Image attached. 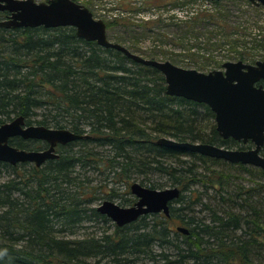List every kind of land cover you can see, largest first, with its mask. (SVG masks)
Masks as SVG:
<instances>
[{
	"label": "trees",
	"instance_id": "obj_1",
	"mask_svg": "<svg viewBox=\"0 0 264 264\" xmlns=\"http://www.w3.org/2000/svg\"><path fill=\"white\" fill-rule=\"evenodd\" d=\"M177 2L192 12L189 22L212 19L222 0ZM123 9L114 18V9L100 8L110 18L108 38L138 53L130 26L146 10ZM8 14L0 11V20ZM166 15L165 21L184 22L174 6ZM117 26L129 32L131 43L113 39L109 28ZM238 41L222 46L241 47ZM157 48L147 56L157 59ZM238 52L256 61L244 48ZM161 55L170 58L164 51ZM20 115L27 124L88 136L57 145L59 157L40 166L0 160V264H136L140 259L149 261L145 264H264V169L158 139L244 149L253 143L221 136L210 106L168 94L158 68L80 37L74 26L0 25V124ZM10 142L26 149L48 146L21 136ZM135 181L179 187L170 214L148 213L118 225L98 210L95 203L106 191L112 192L109 199L119 196L116 186L126 185L125 194L132 193ZM122 198L118 203L123 206L136 201L134 194Z\"/></svg>",
	"mask_w": 264,
	"mask_h": 264
},
{
	"label": "water",
	"instance_id": "obj_2",
	"mask_svg": "<svg viewBox=\"0 0 264 264\" xmlns=\"http://www.w3.org/2000/svg\"><path fill=\"white\" fill-rule=\"evenodd\" d=\"M262 4L264 0H249ZM0 11H8L0 25L21 26H74L77 34L87 40H95L104 47H113L131 59L158 68L165 76L167 93L204 102L215 112L217 130L224 138L233 137L244 143L253 142L251 148H229L208 142L178 141L161 137L158 143L201 154L223 158L230 162L252 164L264 169V86L257 83L264 79V60L254 63L226 61L221 69L208 72L177 65L171 60L147 58L131 51L125 45L108 38L107 23L96 18L86 5L76 0H0ZM21 136L25 139L44 140L48 146L41 149L20 148L10 139ZM69 128L48 127L43 124H27L23 115L0 124V160L17 164L31 161L37 166L49 158L59 157L57 145L86 137ZM137 200L123 206L106 199L98 210L116 224L124 225L137 220L141 215L163 211L170 214V203L179 197L180 188L169 186L153 188L135 181L130 186ZM178 229L188 233L185 226Z\"/></svg>",
	"mask_w": 264,
	"mask_h": 264
},
{
	"label": "rangeland",
	"instance_id": "obj_3",
	"mask_svg": "<svg viewBox=\"0 0 264 264\" xmlns=\"http://www.w3.org/2000/svg\"><path fill=\"white\" fill-rule=\"evenodd\" d=\"M78 2L86 6L88 5L86 4V0H78ZM133 2L136 4H133ZM193 3L195 4V2ZM132 5L141 6L146 10L144 11V15L134 19L132 18L135 24L130 26L132 38H134V41H138V54L144 57L149 58L147 56L149 50L157 46L158 48L156 50L160 53V55L157 56L158 60L170 59L177 65L195 68L205 72L221 69L222 64L226 61L243 60L244 62L254 63L255 61L250 59L240 58L238 51L242 50V48H244L247 53H253L256 60H264V8L256 7L258 5L252 2L247 3L246 0H222L221 4L218 6L220 9L219 12L224 15L223 17L220 18V13L215 11L216 14L212 16V19L198 18L197 21L194 19L195 21L191 20L189 22L188 17L192 12H188L186 10L187 7H180L177 0H143V2L141 0L139 3L136 0H94L93 3L87 7L90 8L96 18L103 19L106 22L108 18L100 13V8L109 7L110 9H114L111 14L115 18L116 15L119 16V11L122 12L124 10L123 7ZM172 6L175 8L177 17L184 19V22L176 24L170 22V20L165 21L167 16L166 10ZM196 6L198 7L201 5L196 2ZM202 6L210 8L213 12L216 10V8H212L207 4H202ZM159 12H163L164 14H159L157 16L156 13ZM147 20H150V22L146 23ZM109 33L112 34L113 39L121 37L126 40L127 38L126 43H131L129 32L122 27H111L109 28ZM254 34L257 35V40ZM259 35L261 36L258 37ZM237 39H239L238 43L243 42V44L239 43L241 47L234 45L229 47L222 46L224 42L228 41L231 44L237 43ZM123 45L127 46L126 44ZM254 45L257 47H250ZM163 51L166 52L170 58L161 55ZM115 188L119 191V196L110 199L117 203L123 201L122 197L133 196L132 193H128L129 195L127 193L125 194V192L129 191L125 189L126 185L116 186ZM106 192V196L98 200L95 205L98 206L104 200L109 199V195H111L112 192L111 190ZM89 223L91 224L93 222ZM173 226L176 228V223H174ZM93 229V225H90L89 230ZM84 230L81 229L80 232H84ZM146 262L149 261L140 259L137 260L136 264H145Z\"/></svg>",
	"mask_w": 264,
	"mask_h": 264
},
{
	"label": "flooded vegetation",
	"instance_id": "obj_4",
	"mask_svg": "<svg viewBox=\"0 0 264 264\" xmlns=\"http://www.w3.org/2000/svg\"><path fill=\"white\" fill-rule=\"evenodd\" d=\"M260 84H262L263 86H264V79H261L258 83H257V85H260ZM239 141V140H238ZM249 142V141H248ZM248 142H246V143H248ZM252 142V141H251ZM253 143V142H252ZM254 145V144H253ZM253 147V146H252ZM136 200H137V198H136ZM135 203V202H134ZM133 203V204H134Z\"/></svg>",
	"mask_w": 264,
	"mask_h": 264
},
{
	"label": "bare ground",
	"instance_id": "obj_5",
	"mask_svg": "<svg viewBox=\"0 0 264 264\" xmlns=\"http://www.w3.org/2000/svg\"><path fill=\"white\" fill-rule=\"evenodd\" d=\"M129 206V205H128ZM189 230V229H188Z\"/></svg>",
	"mask_w": 264,
	"mask_h": 264
},
{
	"label": "built area",
	"instance_id": "obj_6",
	"mask_svg": "<svg viewBox=\"0 0 264 264\" xmlns=\"http://www.w3.org/2000/svg\"><path fill=\"white\" fill-rule=\"evenodd\" d=\"M209 1V0H208Z\"/></svg>",
	"mask_w": 264,
	"mask_h": 264
}]
</instances>
